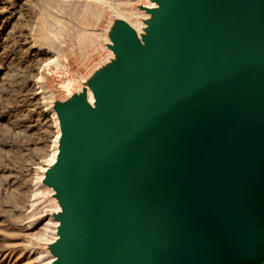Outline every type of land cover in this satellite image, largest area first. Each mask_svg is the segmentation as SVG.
I'll return each instance as SVG.
<instances>
[{
	"label": "water",
	"instance_id": "1",
	"mask_svg": "<svg viewBox=\"0 0 264 264\" xmlns=\"http://www.w3.org/2000/svg\"><path fill=\"white\" fill-rule=\"evenodd\" d=\"M153 1L150 52L125 25L58 114L53 264H261L264 0Z\"/></svg>",
	"mask_w": 264,
	"mask_h": 264
},
{
	"label": "rangeland",
	"instance_id": "2",
	"mask_svg": "<svg viewBox=\"0 0 264 264\" xmlns=\"http://www.w3.org/2000/svg\"><path fill=\"white\" fill-rule=\"evenodd\" d=\"M146 3L0 0V264H50L60 196L41 174L55 148L54 114L109 75L113 67L91 77L112 58L111 27L125 26L118 12L149 24Z\"/></svg>",
	"mask_w": 264,
	"mask_h": 264
},
{
	"label": "bare ground",
	"instance_id": "3",
	"mask_svg": "<svg viewBox=\"0 0 264 264\" xmlns=\"http://www.w3.org/2000/svg\"><path fill=\"white\" fill-rule=\"evenodd\" d=\"M146 5L149 7V10L152 11L154 9H160L161 8V3L159 2H154L153 0H147V3ZM118 12V11H117ZM119 16H120V19L122 21V24H125L127 27H130L132 28L133 30H135L136 34H137V37L139 39V42L143 44L145 50L147 52H150V46L148 43L145 42V39L149 38L150 37V31L152 29V27L150 26V24H145L144 22L142 23L141 21H138L136 18H138V15L133 13L132 11H119ZM149 17L150 21L151 22H154L156 20V15L151 12L148 14L147 18ZM130 18H132V20H130ZM136 20H134V19ZM121 25V24H120ZM120 25L115 23L112 27H111V30H110V34L108 36L109 38V44H111V47L114 45V41H113V36H117L119 33H120ZM141 30H143L141 32ZM111 52H112V58L111 60L109 61V63L105 64L104 66L100 67L99 69H97L96 71L93 72V75L91 76L92 79L95 78V76H97L98 74H100L101 72H103L104 70H108L111 69L112 67L116 68V67H119L121 66L122 64V60L120 58V55L116 52L113 51V49H111ZM71 84L68 83L67 84V87H69ZM87 95L83 96L84 94H81L80 95V98L83 99L91 108H94L95 105H96V96H95V93H93V90L92 88H88L87 90ZM55 119H56V126L58 127L57 129V136L54 140V143H55V148H54V151L52 153V155L50 156V161H49V166L47 168H45L43 171V173L41 174V180H42V184L46 187H49L52 189L53 192H55L57 195H58V192L52 187V186H49L48 184L46 185L45 184V180L47 178L46 176V172L49 168L53 167L56 162H57V155L59 153V148H60V138H61V127H60V121H59V116H58V113H55ZM57 205L58 207L56 206V212L53 213L52 217L53 220H55V223L56 224V237L55 239H53L54 241L50 242V244L52 245L54 242L58 241L59 239V233H58V229L59 227L61 226L60 222L57 220L58 217L62 216L65 212V208L63 206V202H62V198L61 197H57ZM60 208V209H59ZM51 252H52V259H50V264H53V262L55 261V259H57L56 256H54L53 254V250L51 248ZM261 264H264V259L262 261Z\"/></svg>",
	"mask_w": 264,
	"mask_h": 264
}]
</instances>
